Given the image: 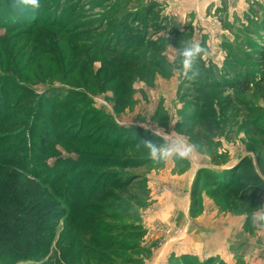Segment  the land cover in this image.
Listing matches in <instances>:
<instances>
[{"label":"rangeland","instance_id":"374dc122","mask_svg":"<svg viewBox=\"0 0 264 264\" xmlns=\"http://www.w3.org/2000/svg\"><path fill=\"white\" fill-rule=\"evenodd\" d=\"M13 3L0 0V158L14 163L0 168V189L14 174L37 182L39 172L40 190L57 194L52 201L58 206L43 220L46 248L0 264L75 263L67 246L60 253L56 244L86 203L96 219L91 227L98 230L78 231L92 239L85 264H141L132 258H149V249L141 253L133 244L141 242L139 233L117 229L139 225L140 210L145 220L151 214L162 163L136 144L163 142L157 130L202 145L195 159L175 161L174 172L208 165L193 179L192 195L202 187L224 217H237L228 236L236 264H264V229L251 223V213L264 207V82L241 92L215 80L232 61L244 62L243 52L264 46V37L243 32L257 28L264 0H40L35 13H21ZM150 3L156 8L146 18ZM124 25L149 31L150 45L140 52L129 43L118 46ZM187 41L207 50L196 81H181L168 58ZM251 71V77L261 75L256 66ZM127 156L136 157L125 161ZM18 157L26 163H16ZM215 177L229 179L225 191L210 184ZM72 192L74 197L66 196ZM194 204L193 211L203 210L201 198Z\"/></svg>","mask_w":264,"mask_h":264},{"label":"trees","instance_id":"16d2710c","mask_svg":"<svg viewBox=\"0 0 264 264\" xmlns=\"http://www.w3.org/2000/svg\"><path fill=\"white\" fill-rule=\"evenodd\" d=\"M155 8L156 3H150L147 5L144 9V12L146 13L145 17H150ZM256 12L258 13V11ZM135 21L139 22L140 18L137 17ZM258 21L259 22L256 29L251 26L243 27V32L248 35L254 34L257 37H264V16L262 17V20ZM81 24L90 25L91 22H83ZM144 28L147 29L148 26L144 25ZM143 31V27L134 28L124 25L123 30L119 32L117 36L118 46H121L123 44L122 42L129 43L135 47H139V52L142 51L146 44L148 46L150 45L148 42L149 31ZM245 41L246 39H244V45L246 44ZM253 44H258V42L254 41ZM245 46L247 47L246 49H250L248 45ZM242 55L245 57V61H232L227 67L224 68V78L223 76L219 75L218 78L215 77L217 78L215 79L216 82L221 83V81L218 79L226 80L229 82V87L240 90L241 92H247L252 86L260 85L264 82V46H256L254 53L243 52ZM254 66L260 68L261 70V75L259 77H251V69ZM119 90H121V88H119ZM2 111L4 112V110L1 109L0 114ZM120 145H123V147L126 148L130 146L128 142L120 143ZM135 157L136 156H127L125 157V161H133L135 160ZM24 161L26 163L25 157H18L17 162L15 160L16 163H24ZM7 164L12 165L14 163L11 161H4L2 158H0V168H3V166H6ZM35 173V179L38 182L39 172ZM227 178L230 177L227 176ZM227 178L217 179L215 177L210 179V184L218 192H223L227 188V183L229 181ZM12 180L10 179V181L0 189V259H11L13 263H15L20 258H22L24 254L23 251L29 250L31 252H36L42 251L44 248H46V239H43L41 236L48 229L44 228L43 220L51 216L53 207L55 208L58 206V204L52 201L57 194L51 193V195H48L46 191L40 190V186L36 181H25V178L23 179L22 176L16 174L12 176ZM254 182L261 184V180L259 179H256ZM40 183H42V181ZM123 186L124 188H128L130 185L129 183H126ZM66 196L74 197L75 193H68ZM84 197L89 199L92 196L89 194L85 195ZM65 200L66 199L63 198V200L60 201L61 205H65ZM101 205L103 208L104 205ZM83 209L84 211L79 214L80 216L77 220L74 221L73 218H70L71 222L69 225L71 226H68L65 231L66 238H64V240L59 238L56 244L61 245L60 253L65 251L64 246H67L66 253L68 252L67 254L74 257L75 263L73 262V264H85V262L88 261L89 258L85 257V255H87L90 251L88 241L92 240L86 235L82 237L79 236L78 231L83 226H86L85 228L88 229L90 233L98 230L91 227V224L96 221V219H94V215L87 212L91 209V203H86ZM99 225L102 227L101 229H103L104 232L108 230L105 222H99ZM138 228L139 226L137 225L132 227L129 225H121L117 231H123L127 234L130 231H135L139 233V236H142V232L138 230ZM129 236L130 235H127V238ZM66 240L68 241L69 245H67ZM116 242L117 241H114L111 246H108L112 247L116 245ZM98 243L100 244L101 241L98 240ZM123 244L125 243L123 242ZM133 244H138V242ZM102 249L104 250V248ZM105 250L107 249L105 248ZM103 255L107 256L105 253H103ZM91 260H93V258Z\"/></svg>","mask_w":264,"mask_h":264},{"label":"crops","instance_id":"0c3cea01","mask_svg":"<svg viewBox=\"0 0 264 264\" xmlns=\"http://www.w3.org/2000/svg\"><path fill=\"white\" fill-rule=\"evenodd\" d=\"M161 167L159 171L164 174L155 177L158 186L150 195V216L146 214L145 220L143 210L136 214L142 221L136 224L142 232L138 249L141 253L149 249L150 257L134 256L133 260L141 264H210V260L236 264L228 236L233 234L237 217L230 213L224 217L217 201L202 190V182L199 194L192 195L193 179L208 165H195L183 175L174 172L175 161ZM199 198L203 210L193 211L192 204Z\"/></svg>","mask_w":264,"mask_h":264},{"label":"clouds","instance_id":"9594fccd","mask_svg":"<svg viewBox=\"0 0 264 264\" xmlns=\"http://www.w3.org/2000/svg\"><path fill=\"white\" fill-rule=\"evenodd\" d=\"M12 7L21 13H35L41 5L40 0H14ZM206 54L207 50L199 42L187 41L179 48H172L168 58L176 65L177 77L181 81H196L201 75L198 62ZM154 135L161 137L163 142L144 139L142 144H137L136 147H143L148 157L158 164L193 160L202 148L201 144L190 142L183 135H168L163 130L155 131ZM251 223L259 229H264V207H259L251 213Z\"/></svg>","mask_w":264,"mask_h":264}]
</instances>
